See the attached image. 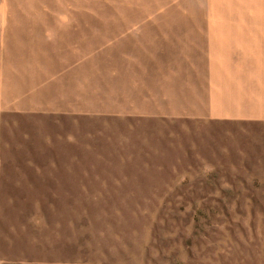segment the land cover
Returning a JSON list of instances; mask_svg holds the SVG:
<instances>
[{
	"label": "rangeland",
	"instance_id": "obj_1",
	"mask_svg": "<svg viewBox=\"0 0 264 264\" xmlns=\"http://www.w3.org/2000/svg\"><path fill=\"white\" fill-rule=\"evenodd\" d=\"M36 1L0 0V36L5 11L62 9ZM86 5L264 26V0ZM0 137V264H264V123L1 112Z\"/></svg>",
	"mask_w": 264,
	"mask_h": 264
},
{
	"label": "crops",
	"instance_id": "obj_2",
	"mask_svg": "<svg viewBox=\"0 0 264 264\" xmlns=\"http://www.w3.org/2000/svg\"><path fill=\"white\" fill-rule=\"evenodd\" d=\"M51 1L36 2L62 9L4 12L0 113L264 123V26L93 16L70 13L86 0Z\"/></svg>",
	"mask_w": 264,
	"mask_h": 264
}]
</instances>
